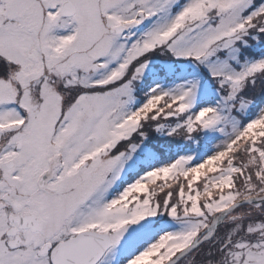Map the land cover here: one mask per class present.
<instances>
[{"label": "snow or ice", "instance_id": "6c2138e0", "mask_svg": "<svg viewBox=\"0 0 264 264\" xmlns=\"http://www.w3.org/2000/svg\"><path fill=\"white\" fill-rule=\"evenodd\" d=\"M0 264H264V0H0Z\"/></svg>", "mask_w": 264, "mask_h": 264}]
</instances>
